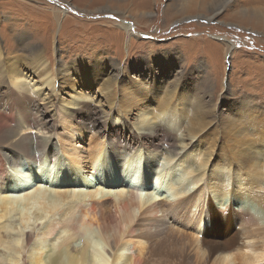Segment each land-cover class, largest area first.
Segmentation results:
<instances>
[{
    "label": "bare ground",
    "instance_id": "1",
    "mask_svg": "<svg viewBox=\"0 0 264 264\" xmlns=\"http://www.w3.org/2000/svg\"><path fill=\"white\" fill-rule=\"evenodd\" d=\"M248 21L243 16V22ZM115 26L127 37L134 33L130 22ZM38 44L24 43L21 48L28 65L40 68L45 74L43 84L54 93L56 78ZM98 74L103 72L85 79L93 80ZM22 77L21 69L8 65L0 47V97L8 109L0 112V248L7 250L0 253V264H19L22 257L21 235H8L7 222L13 215L23 226V264H155L159 258H166L167 264H264V123L257 122L255 113L247 107L233 110L243 121L251 122L249 136L242 138V128L234 137L229 127L210 131L197 110L205 113L200 100L188 110L185 101L180 107L164 92L163 96L157 94L159 105L151 106L158 100L156 90L163 86L135 79L123 87L128 102L108 103L115 112L118 131L112 123L108 126L111 131L98 130L101 122L90 120L86 104L80 103L86 93L73 88L68 100L57 108L58 124L50 128L34 110L38 104L26 96L28 89L21 87ZM107 81L100 87L109 98ZM243 102L251 104L249 98ZM169 103L173 105L166 107ZM151 110L156 114L154 124L148 117ZM104 111L107 119L103 120L108 124L111 110ZM231 114H221L219 120L238 125ZM80 115H85L83 121L77 119ZM131 116L136 121L131 122ZM122 129H128L130 135H124ZM161 140H166L163 145ZM141 153L144 166L150 167L149 175L139 173ZM113 157L120 164L115 165ZM111 163L128 167L121 171L128 182L118 186L116 180L111 184L89 180V176L111 175L116 169L108 165ZM49 178L57 181L54 188L36 181ZM162 184L167 191H161ZM214 186L218 199H224L227 191L236 197L248 194L263 209L256 213L245 205L234 208L230 200L216 208L208 194ZM31 221L38 222L37 228L26 232Z\"/></svg>",
    "mask_w": 264,
    "mask_h": 264
},
{
    "label": "rangeland",
    "instance_id": "2",
    "mask_svg": "<svg viewBox=\"0 0 264 264\" xmlns=\"http://www.w3.org/2000/svg\"><path fill=\"white\" fill-rule=\"evenodd\" d=\"M243 16L250 22H243ZM123 22L132 23L133 35L127 37L123 29L115 26ZM227 40L230 42L227 43ZM24 43L34 47L39 43L40 52L56 78L54 93L43 84L45 74L41 73L40 68L28 65V56L21 48ZM0 47L8 65L21 69V87L28 89L26 96L32 97L34 104H38V109L34 110L41 113L50 128L58 124L57 108L68 100L73 88L86 93V98L80 103L86 104L84 109L90 115V120L101 122L98 130L111 131L112 128L108 126L112 123L118 131L119 124L113 119L115 112L108 108V103L113 101L118 105L128 102L130 99L123 87L135 79L140 82L152 80L163 86L156 90L158 100L152 102L151 106L159 105L158 93L160 96L168 93L180 107L185 101L188 110H193L192 105L200 100L205 113L202 114L200 108L197 110L208 122L210 131L222 126L229 127L233 129L231 135L234 137V132L238 133L237 130L242 128V138L249 136L247 128L251 122L243 121L235 114L233 110L237 108L247 107L250 113H255L259 118L257 122L264 123V0H0ZM96 64L99 67H95ZM96 71H102L103 75L98 74L93 80L85 79ZM104 81L108 82L111 90L109 98L105 97L103 86L100 87ZM181 94L190 99L184 100ZM247 98L251 100L249 106L243 102ZM45 103L46 107L43 108L42 104ZM12 105H9L10 108ZM171 105L169 103L166 107ZM69 107L73 109L77 106ZM0 109L3 110L0 112H8L1 97ZM104 110H111L109 114L112 117L108 124L103 120L106 118ZM31 112L33 115L34 111ZM230 113L234 114L238 125L234 121L227 123L219 120V115ZM154 115V110H151L148 117L153 118ZM246 116L245 120L248 118ZM84 117L80 115L77 119L83 121ZM134 121L131 116V122ZM155 122L153 118L151 123ZM260 129L256 127V130ZM121 132L130 135L128 129ZM165 141L161 140L160 144L163 145ZM221 143L226 142L221 140ZM144 156L141 153L139 162L143 165L138 162V166H141L139 173L149 175L150 167L144 166ZM157 159L163 162L162 156ZM113 160L117 165L116 157ZM113 163L108 165L119 171L114 169L111 175L108 173L105 177L89 176V180L93 184H111L116 180L118 186L124 181L128 182L121 173L128 167H115ZM89 174L86 171V175ZM174 175L178 176L179 172ZM49 179L50 182L36 181L54 188L57 181ZM166 186L162 184L161 191H167ZM213 188L215 186L210 187L208 194L216 208H222V202L230 200L234 208L245 205L256 213L263 209L258 199L248 194L236 197L227 191L224 199H218ZM239 188L242 190V186ZM36 223L31 221L25 231L32 233L37 228ZM7 224L10 226L8 235H15L16 238L21 235L19 247L21 244L23 246V226L17 216H11ZM234 226L238 228L235 222L232 224ZM22 246L19 264H23L26 253V247L22 249ZM0 249V253H7L6 249ZM155 264H167V260L159 258Z\"/></svg>",
    "mask_w": 264,
    "mask_h": 264
}]
</instances>
